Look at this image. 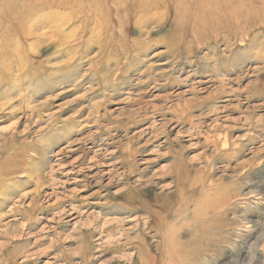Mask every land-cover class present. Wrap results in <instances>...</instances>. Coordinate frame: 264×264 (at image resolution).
Instances as JSON below:
<instances>
[{
	"label": "rangeland",
	"instance_id": "rangeland-1",
	"mask_svg": "<svg viewBox=\"0 0 264 264\" xmlns=\"http://www.w3.org/2000/svg\"><path fill=\"white\" fill-rule=\"evenodd\" d=\"M87 1L32 0L19 15L23 5L0 0V264H83L85 239L89 264H120L137 238L153 255L177 248L182 211L162 226L175 236L165 241L146 208L116 205L140 188V201L175 209V181L185 188L196 176L203 186L186 187L194 212H207L205 188L214 201L230 196L222 210L213 205L212 223L242 235L213 251L217 264H239L264 242L262 0L216 1L233 17L208 28L191 20L196 0L142 11L140 0ZM119 217L102 238L116 236L122 252H100L99 232L84 225ZM175 255L157 264H176Z\"/></svg>",
	"mask_w": 264,
	"mask_h": 264
},
{
	"label": "bare ground",
	"instance_id": "bare-ground-1",
	"mask_svg": "<svg viewBox=\"0 0 264 264\" xmlns=\"http://www.w3.org/2000/svg\"><path fill=\"white\" fill-rule=\"evenodd\" d=\"M17 1V3L19 5H23V6H20L21 10L19 9H13V12L15 14H21L22 13V9L24 8L25 5H29L32 0H15ZM102 2V0H100ZM166 0H140V3L141 4V11L144 9V10H149V8L151 6H154V4H163V2H165ZM197 1V2H196ZM196 1H191L190 4L192 3V5L194 6L195 9H197V13L198 14V18L197 20L192 17L191 20L197 24L198 28L199 27H202V28H208L210 25L216 23V22H222L224 20H227L229 18H232L233 17V10L226 6V5H223V4H216V1H220V2H228L231 4V0H196ZM35 3V2H34ZM33 3V4H34ZM95 4V0H88L87 1V7L89 9H92L93 6ZM151 4V5H150ZM261 6H264V0H262V4ZM102 7V6H101ZM99 8V10L101 11L102 8ZM264 11V7H262ZM243 12L241 10H239L240 13L244 14L246 17L249 16L250 14L248 12L245 11V9H242ZM254 13V12H253ZM194 18V19H193ZM184 17H180L179 21L183 20ZM10 27H8L5 32L3 33V36L6 40V42H9V39L11 38V35L14 34V31H10L9 30ZM200 31V29H198V32ZM24 37V41L25 39H32L31 38V35H23ZM0 42H2V40H0ZM24 51H26V47L24 48ZM18 61V59H17ZM253 106V105H252ZM175 122V120H174ZM152 127V126H151ZM189 135V134H188ZM5 161L4 158H1L0 159V163ZM174 162L176 163L175 164V170L176 172L178 173L179 169H181V166H182V160L178 157H175V160ZM108 172V171H107ZM196 174H198L196 172ZM185 176H189L188 173L185 174ZM197 178L194 179V181L188 183L186 182V187L188 188H191L193 187V185H195V187L197 186H203L202 184V181L203 180H198V176H196ZM39 179V178H38ZM199 181V182H198ZM176 183V194H175V198L177 199L176 200V208L173 209V206H168L169 203L167 204H164V203H157V204H149V203H146V202H142L140 201L139 197H136L137 195H143V190H141L140 188L139 189H131L129 188L124 194H123V198L129 202L128 204L130 205H126L125 203L123 204H117V208L116 209H120L121 211V208L123 209H131L132 206H142L144 208L147 209V212L151 214L152 218L154 219H159V222H160V225L161 227L166 225V223H169L171 222L172 220L176 219V216L177 214L181 213L182 209L187 207V203L189 201L192 200V198L194 197L193 193L191 192H187L186 191V187L182 188V185L180 183H178V181L176 180L175 181ZM190 186V187H189ZM213 188V187H212ZM123 189V188H122ZM220 191V190H219ZM72 192V191H71ZM219 196L216 198L215 200V203L218 207H222L220 210L223 209V206L224 205H227V201L228 199L230 198V196H227V194L224 192V190H222L220 193H218ZM195 200V198H194ZM121 206V208L119 207ZM227 207V206H226ZM170 209V210H169ZM125 213L128 212L129 210H124ZM119 214H122L121 212ZM97 217V216H96ZM120 218V217H119ZM130 219V218H129ZM134 219V218H133ZM102 220V219H101ZM128 220V219H127ZM141 220V219H140ZM88 221V220H87ZM122 221V219H114V223H111L110 225L109 224H106V222H103L100 226V228L98 227V225L96 227H93L91 226V224L87 223L84 225V230H86L87 232H89L90 230H96L99 232V237L97 238L98 242L94 244V247H97L100 252H104L106 250H110V251H114V252H118V251H121L122 252V246L119 242V239H116L114 236V238L109 242L107 239L104 241L102 237L105 236V238H107V236L109 237H112L113 233L115 232L113 227L114 225L115 226H120V222ZM23 222V221H22ZM108 222V221H107ZM23 224V223H22ZM113 225V227H112ZM103 230L107 233V235H105L103 233ZM116 230V229H115ZM177 229L175 228V231ZM40 231V230H39ZM77 232V229H74V232L75 233ZM161 232V235L163 237V240L167 241L169 238L171 239V237L173 236V239H174V234H173V231L170 230L169 228L166 229L162 227V230L160 231ZM178 232V231H177ZM116 233V232H115ZM123 234V233H122ZM124 235V234H123ZM19 236V235H18ZM121 236V235H120ZM126 236V235H125ZM129 236V235H128ZM64 237V236H63ZM72 238V237H71ZM130 238V237H129ZM67 239V238H66ZM130 240V239H127V241ZM139 240V244L138 246H134L135 248V251L132 252V253H124V258L122 260V262H119L120 264H157L158 261H156V258H159L161 260V257H166L167 255L169 254H173V252L177 255V248H174V246L171 248V250H168L166 247L165 248H162L160 247L161 249L158 250L154 255L151 254V250L149 248V246L146 244V242L144 240H142V238H137V241ZM107 241L108 243H110L109 246H104V243L107 244ZM126 241V242H127ZM129 242V241H128ZM136 243V242H135ZM123 244V243H122ZM174 245V244H173ZM31 246V245H30ZM51 246L54 248L56 247L55 245L53 244H49V247L48 248H51ZM73 247V246H72ZM90 244L89 242H87V239H85V242L82 243V249H79L78 252L80 253L81 251V254L84 252V251H87L88 254H89V257L86 259L85 257H83L82 255V260H83V264H89L90 263V257L92 255H90ZM44 248V247H43ZM42 248V249H43ZM76 248H80V245L77 246ZM45 249H47L45 247ZM65 249V248H64ZM129 249V248H127ZM66 250V249H65ZM39 251V250H38ZM44 251V250H43ZM30 252V251H29ZM28 252V253H29ZM34 252V251H33ZM37 252V251H36ZM64 251H62L63 253ZM32 252H30L31 254ZM74 253L73 251L71 253H64V256L66 259L70 258V255ZM43 254V253H42ZM99 254V253H98ZM109 254V253H108ZM113 256V255H111ZM119 256V255H118ZM28 257V256H27ZM34 257V256H33ZM32 257V258H33ZM30 258V257H29ZM120 258V257H119ZM24 259V258H23ZM27 259V258H26ZM104 259V258H103ZM111 259V258H110ZM122 259V258H121ZM52 261V260H51ZM73 261V260H72ZM103 261V260H102ZM26 262V261H25ZM46 262V261H45ZM68 264H72L70 261H68ZM76 262V261H75ZM101 262V261H100ZM107 262V261H106ZM15 263V258H12V260H10L7 264H14ZM63 263V262H62ZM100 264V263H99ZM160 264V263H159Z\"/></svg>",
	"mask_w": 264,
	"mask_h": 264
},
{
	"label": "clouds",
	"instance_id": "clouds-1",
	"mask_svg": "<svg viewBox=\"0 0 264 264\" xmlns=\"http://www.w3.org/2000/svg\"><path fill=\"white\" fill-rule=\"evenodd\" d=\"M215 189L205 188L200 199L207 208L197 209L192 205L182 209L184 228L177 241L176 264H217L213 248H234L242 233L235 228L224 230L212 223L215 218L213 205ZM250 245L249 251L239 264H264V242Z\"/></svg>",
	"mask_w": 264,
	"mask_h": 264
}]
</instances>
